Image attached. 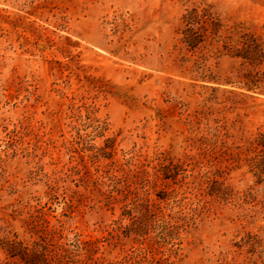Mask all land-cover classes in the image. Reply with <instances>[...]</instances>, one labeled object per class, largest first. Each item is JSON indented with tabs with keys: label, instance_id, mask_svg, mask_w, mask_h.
Returning <instances> with one entry per match:
<instances>
[{
	"label": "rangeland",
	"instance_id": "374dc122",
	"mask_svg": "<svg viewBox=\"0 0 264 264\" xmlns=\"http://www.w3.org/2000/svg\"><path fill=\"white\" fill-rule=\"evenodd\" d=\"M244 41L264 0H0V264H264Z\"/></svg>",
	"mask_w": 264,
	"mask_h": 264
},
{
	"label": "trees",
	"instance_id": "16d2710c",
	"mask_svg": "<svg viewBox=\"0 0 264 264\" xmlns=\"http://www.w3.org/2000/svg\"><path fill=\"white\" fill-rule=\"evenodd\" d=\"M218 26H219L218 24L214 23V25H213L214 28H212V30L210 31V33L214 39L215 38H218V39L221 38V35H219ZM204 32H207V29H204ZM239 44L242 45L241 49H233V50L231 49L232 50L231 51V57L232 58H241L245 62L253 63V60H254L253 59V53L254 52L259 57H264V52L262 51V49H260L259 45H255L254 43L251 45L247 41L241 42ZM259 139H260L259 144L264 146V134L261 135ZM6 246L10 247V249L8 251H9V254L11 255V257L15 258L16 256H18L19 259L24 262V264H34L37 259L44 257L45 254H44L43 248L55 247V245L52 243V241L48 240L45 237L40 238L39 241L35 242L32 246L34 248L31 250L28 249V247H30V246H28L22 242H7Z\"/></svg>",
	"mask_w": 264,
	"mask_h": 264
}]
</instances>
